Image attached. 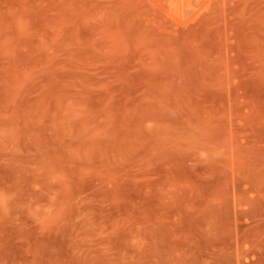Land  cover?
Returning a JSON list of instances; mask_svg holds the SVG:
<instances>
[{
  "label": "rangeland",
  "instance_id": "obj_1",
  "mask_svg": "<svg viewBox=\"0 0 264 264\" xmlns=\"http://www.w3.org/2000/svg\"><path fill=\"white\" fill-rule=\"evenodd\" d=\"M0 264H264V0H0Z\"/></svg>",
  "mask_w": 264,
  "mask_h": 264
}]
</instances>
